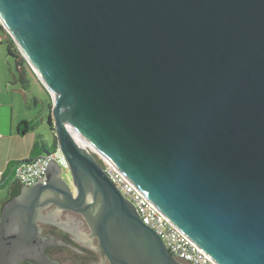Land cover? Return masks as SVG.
<instances>
[{
  "label": "water",
  "instance_id": "obj_1",
  "mask_svg": "<svg viewBox=\"0 0 264 264\" xmlns=\"http://www.w3.org/2000/svg\"><path fill=\"white\" fill-rule=\"evenodd\" d=\"M0 25L47 85L70 178L49 161L4 202L0 264H58L50 204L84 217L102 264H183L68 126L214 262L264 264V0H0Z\"/></svg>",
  "mask_w": 264,
  "mask_h": 264
},
{
  "label": "rangeland",
  "instance_id": "obj_2",
  "mask_svg": "<svg viewBox=\"0 0 264 264\" xmlns=\"http://www.w3.org/2000/svg\"><path fill=\"white\" fill-rule=\"evenodd\" d=\"M5 37L3 31L0 30L1 43ZM25 71L28 85H24L23 88L19 81L15 60L8 55L5 45L0 44V139L2 138L0 140V161L6 155L8 159L22 156L23 151L31 143L32 135L37 139L38 150L42 145L46 149L52 147L53 136L47 123L50 111L48 104L52 103L51 95L28 64ZM22 120L35 121L36 126L31 131L32 134L24 137L16 134ZM4 147L6 148L3 149ZM61 177L66 181L70 180L65 170H62ZM6 195L7 190L0 191V210L6 200Z\"/></svg>",
  "mask_w": 264,
  "mask_h": 264
},
{
  "label": "built area",
  "instance_id": "obj_3",
  "mask_svg": "<svg viewBox=\"0 0 264 264\" xmlns=\"http://www.w3.org/2000/svg\"><path fill=\"white\" fill-rule=\"evenodd\" d=\"M91 151V150H90ZM98 159V162L107 173L111 182L129 200L137 210L144 225L152 229L163 241L169 253L183 264H217L163 215L156 206L148 200L125 176L104 156L91 151ZM51 161L67 169V164L60 154L58 148L52 153L41 155L30 162L12 168L10 177L13 182L18 181L20 185L31 187L40 179L45 185L47 177L45 168ZM1 179V177H0Z\"/></svg>",
  "mask_w": 264,
  "mask_h": 264
},
{
  "label": "flooded vegetation",
  "instance_id": "obj_4",
  "mask_svg": "<svg viewBox=\"0 0 264 264\" xmlns=\"http://www.w3.org/2000/svg\"><path fill=\"white\" fill-rule=\"evenodd\" d=\"M23 186L19 184V194ZM56 208L55 204L48 205L42 211L43 220L36 223L46 238L43 245L46 255L58 264H102V256L97 250L98 240L92 237L84 217L72 211L56 214ZM65 213L68 215L62 221L60 216ZM17 264L37 263L27 259ZM105 264L108 263L105 261Z\"/></svg>",
  "mask_w": 264,
  "mask_h": 264
},
{
  "label": "trees",
  "instance_id": "obj_5",
  "mask_svg": "<svg viewBox=\"0 0 264 264\" xmlns=\"http://www.w3.org/2000/svg\"><path fill=\"white\" fill-rule=\"evenodd\" d=\"M0 30L3 31V33L5 34V39L2 41V43L0 42V44H4L5 47H6V51L8 53V55L10 57H12L14 60H15V66H16V70L19 72V81L20 83L23 85V88L25 87L24 85H28V80L26 79V71H25V67L27 65V62L24 60V58L22 57V55L20 54V52L18 51L16 45L14 44L13 40L11 39V37L5 32V30L1 27L0 25ZM48 107L51 108V104L49 103L48 104ZM50 113L48 115V123L50 124ZM36 126V123L34 120H30V121H23L21 122L19 125H18V133L20 135H26L28 132L30 131H33L34 128ZM51 130V133H52V129L50 128ZM52 136H53V143H52V147L50 149H46L44 147V145L41 146V149L37 150L36 151H33V159L41 156V155H47L49 153H52L56 150L57 148V144H56V139L52 133ZM32 159H29V160H23V161H12L9 163V175L7 178L5 179H0V191L2 190H5V189H8L9 186H10V183L12 184L11 185V188L10 190L8 191V196L6 197V200H10L12 199L13 197L17 196L19 194V189H18V186L19 184L16 183V182H12V178L10 177V172L12 170V168L18 166V165H21V164H25V163H28L30 162ZM4 201V202H5ZM3 202V203H4Z\"/></svg>",
  "mask_w": 264,
  "mask_h": 264
},
{
  "label": "crops",
  "instance_id": "obj_6",
  "mask_svg": "<svg viewBox=\"0 0 264 264\" xmlns=\"http://www.w3.org/2000/svg\"><path fill=\"white\" fill-rule=\"evenodd\" d=\"M22 121H24V120H22ZM0 126H1V111H0ZM49 131L51 132L50 128H49ZM16 134L20 135L18 133V128L16 130ZM28 134H32V132L30 131L26 135H22V136L24 137V136H27ZM9 135H11V134L9 133ZM7 138H9V136H7ZM6 147H4L3 149H5ZM37 148H38L37 139L32 135L31 143H30L29 147L23 151L22 156H16V157L11 158V159L10 158L8 159L7 155L3 156L1 161H0V177H1V179L3 180V179L8 177V175H9V173H8V171H9V163L10 162H12V161H23V160H26V159H33L34 158L33 157V151H36ZM12 184L10 183V186ZM10 186H9V188H10ZM9 188L5 189V190H7V195L6 196H8Z\"/></svg>",
  "mask_w": 264,
  "mask_h": 264
},
{
  "label": "bare ground",
  "instance_id": "obj_7",
  "mask_svg": "<svg viewBox=\"0 0 264 264\" xmlns=\"http://www.w3.org/2000/svg\"><path fill=\"white\" fill-rule=\"evenodd\" d=\"M35 70V69H34ZM35 73H37L38 78L42 81V83L47 86L44 81L42 80V78L40 77V75L38 74V72L35 70ZM70 133L72 134L74 140L83 148H87L91 151H93L94 153L100 155L103 157V154L76 128L72 127V126H68Z\"/></svg>",
  "mask_w": 264,
  "mask_h": 264
}]
</instances>
